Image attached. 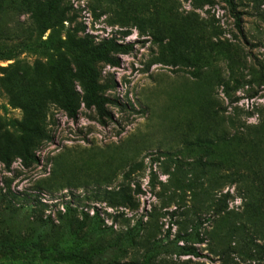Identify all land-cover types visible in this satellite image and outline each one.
Instances as JSON below:
<instances>
[{
    "label": "rangeland",
    "instance_id": "1",
    "mask_svg": "<svg viewBox=\"0 0 264 264\" xmlns=\"http://www.w3.org/2000/svg\"><path fill=\"white\" fill-rule=\"evenodd\" d=\"M49 1L0 0V264H264V0Z\"/></svg>",
    "mask_w": 264,
    "mask_h": 264
},
{
    "label": "trees",
    "instance_id": "2",
    "mask_svg": "<svg viewBox=\"0 0 264 264\" xmlns=\"http://www.w3.org/2000/svg\"><path fill=\"white\" fill-rule=\"evenodd\" d=\"M224 4L230 8L236 20V28L241 33L242 17L236 13V5L234 0H222ZM58 1L51 0L48 3L49 12L56 8ZM82 48L86 53V63L83 68L82 88L84 97L82 103L88 110H94L100 123L104 124L107 119L111 118L108 110L110 105H116L107 93L113 88L110 82H103L101 80V73L98 70L99 65H105L111 68H119L121 66L120 56H127L134 52L135 44H125L118 39L111 38L94 44L93 42L83 43ZM62 105L69 119L78 120L80 113V104L77 100L76 94L64 92L62 95ZM7 169L10 168V160L5 159ZM142 226L140 220L136 228ZM177 251V250H176ZM179 256L200 257V254L194 250H187L181 248L177 252ZM72 264H94L93 260H78L76 258H69ZM132 264V263H128ZM134 264V263H133ZM149 264V263H147Z\"/></svg>",
    "mask_w": 264,
    "mask_h": 264
}]
</instances>
